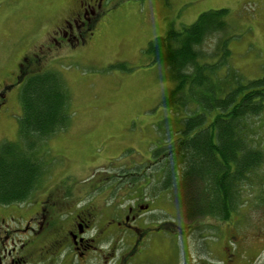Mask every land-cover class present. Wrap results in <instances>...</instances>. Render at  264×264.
<instances>
[{
    "label": "rangeland",
    "instance_id": "374dc122",
    "mask_svg": "<svg viewBox=\"0 0 264 264\" xmlns=\"http://www.w3.org/2000/svg\"><path fill=\"white\" fill-rule=\"evenodd\" d=\"M103 3L100 11L103 15L80 50H55L61 47L53 46L51 52H46L48 36L64 19L80 10L79 0H0V88L11 84L0 106V144L19 140L22 82L17 83V68L22 58H29L41 48L44 61L33 70L59 75L68 93V121L64 130L40 145L38 156L47 171L37 190L58 185L72 191L83 188L86 197H94L90 202L97 207L106 195L116 199L122 193L131 199L143 196L156 209L153 215L161 217L160 213L167 211L168 220L175 225L197 226L200 233L197 237L185 238L177 230L168 234L177 264L185 259L188 264L210 260L212 251L222 256L226 223L202 216L199 209L185 207V201L181 200L185 195L177 193L176 187L163 191L160 181L163 173H157L154 166L148 169L151 150L162 144L165 125L174 133L178 130L177 122L190 113L182 111L174 115L162 106L163 96L175 83L166 67L153 63L146 49L150 41L165 36L168 30L194 23L203 12L224 8L228 10L226 18L231 30L227 33L231 36L228 44L231 68L244 81L262 77L264 0ZM221 36L222 33L208 36L200 51L212 55ZM259 123L264 147V116ZM122 173L134 175L120 180ZM249 178L250 184L240 187L244 191L228 221L239 228L238 236L245 238V250L250 253L245 254L246 260L264 247V239L257 237V233L264 234V167ZM101 184H114V188L106 193H89L96 186L102 188ZM189 196L196 195L189 193ZM212 226L216 231L213 232ZM252 262L253 259L247 263Z\"/></svg>",
    "mask_w": 264,
    "mask_h": 264
},
{
    "label": "trees",
    "instance_id": "16d2710c",
    "mask_svg": "<svg viewBox=\"0 0 264 264\" xmlns=\"http://www.w3.org/2000/svg\"><path fill=\"white\" fill-rule=\"evenodd\" d=\"M227 15L224 8L203 12L194 23L150 41L146 49L175 83L163 96L162 106L174 115L190 113L177 122L174 133L165 125L162 144L151 150L148 169L154 166L163 173V191L176 187L185 195L181 199L185 207L215 219L237 209L244 191L240 187L248 186L250 175L264 167L259 135L264 75L244 81L231 68ZM221 33L212 55L200 51L208 36ZM19 102V140L0 144V204L24 202L37 190L47 171L38 156L40 145L64 130L68 121V93L53 71L30 70ZM122 174L120 180L134 175Z\"/></svg>",
    "mask_w": 264,
    "mask_h": 264
},
{
    "label": "flooded vegetation",
    "instance_id": "af4514ba",
    "mask_svg": "<svg viewBox=\"0 0 264 264\" xmlns=\"http://www.w3.org/2000/svg\"><path fill=\"white\" fill-rule=\"evenodd\" d=\"M102 1L79 0L80 10L48 36L46 52H51L53 46L61 47L55 50H80L103 15ZM42 54L40 48L38 53L21 59L17 83H23L26 74L44 61ZM10 87L6 84L0 88V106ZM101 186L89 193H106L114 188V184ZM85 192L83 188L72 191L58 185L36 190L24 202L0 204V264H177L168 234L175 230L185 238L200 234L197 226L184 227L169 221L167 211H162L161 217L153 215L156 209L143 196L131 199L122 193L116 199L106 195L97 207L90 202L94 197H86ZM231 216L220 217L226 223L227 234L221 243L222 256L212 251L210 260L195 264H248L252 259V264H264V247L246 260L245 254L250 253L245 250V238L238 236V227L228 223ZM257 235L261 241L264 239V234Z\"/></svg>",
    "mask_w": 264,
    "mask_h": 264
}]
</instances>
